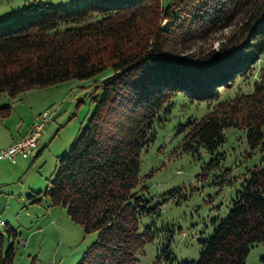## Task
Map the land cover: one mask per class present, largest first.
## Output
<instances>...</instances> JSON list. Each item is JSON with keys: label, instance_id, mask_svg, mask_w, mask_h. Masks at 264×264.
Masks as SVG:
<instances>
[{"label": "trees", "instance_id": "trees-1", "mask_svg": "<svg viewBox=\"0 0 264 264\" xmlns=\"http://www.w3.org/2000/svg\"><path fill=\"white\" fill-rule=\"evenodd\" d=\"M152 2L84 0L55 8L31 0L3 15L0 93L14 96L68 79L96 83L85 126L57 157L47 188L30 200L43 195L65 207L84 233H96L77 264H135L134 253L153 237L151 226L140 231L141 218L160 213L159 204L149 206L139 194L147 189L140 153L181 95L210 105L201 117L179 124L183 149L202 148L215 167L224 131L236 128L260 156L227 214L200 241L198 258L175 261L170 235L160 249L165 264H245L253 246H264V64L250 91H229L234 76L249 77L264 57V0H162L158 9L168 29L158 17H142L155 10ZM225 28L217 48H199V39L184 45L191 36ZM0 222V264H13L18 234Z\"/></svg>", "mask_w": 264, "mask_h": 264}, {"label": "rangeland", "instance_id": "rangeland-1", "mask_svg": "<svg viewBox=\"0 0 264 264\" xmlns=\"http://www.w3.org/2000/svg\"><path fill=\"white\" fill-rule=\"evenodd\" d=\"M27 1L31 0H0V24L8 20L3 15L11 8ZM43 1L55 8H67L80 5L84 0ZM161 1L153 0L150 7H156L155 10L142 17L152 20L158 17L161 29H168L169 22L161 18L158 9ZM190 19L191 14L184 21ZM228 30L191 36L184 45L199 39V48H217ZM262 62L264 57L249 77H233L230 96L251 90L252 80L258 77ZM95 89V82L68 79L49 86L32 87L14 96L0 93V114H5L0 128V149L8 146L2 147V144L8 142L16 130L25 129L43 111L53 114L35 149L39 153L35 160L21 156H16L14 161L0 158V219L8 222L18 234L13 264H77L96 239L95 232L84 233L82 227L69 218L65 207L50 205L43 195L34 202L29 197L47 188L57 157L68 152L85 126L92 113L90 95ZM173 102L169 118L140 153V176L147 189L139 194L149 206L159 204L160 213L141 218L140 231L144 225L151 226L153 237L134 253L135 264H165L160 249L170 235L175 261L197 259L202 248L200 241L208 237L215 224L227 214L243 175L258 164L260 156L247 146L244 129L229 128L224 131V142L215 151V154L223 153L222 159L215 155L219 163L209 167L211 155L202 148L183 149L180 143L184 131L178 132L177 128L188 116L204 115L210 105L181 95H176ZM262 253L263 245L253 246L245 264H264L260 260L264 256Z\"/></svg>", "mask_w": 264, "mask_h": 264}, {"label": "built area", "instance_id": "built-area-1", "mask_svg": "<svg viewBox=\"0 0 264 264\" xmlns=\"http://www.w3.org/2000/svg\"><path fill=\"white\" fill-rule=\"evenodd\" d=\"M53 114L48 111H43L33 119L28 131L17 140L9 144L5 149L0 150V158L9 159L14 161L16 156L23 158H33L36 155V147L45 126L52 120ZM2 223V222H0ZM50 264H58L51 262Z\"/></svg>", "mask_w": 264, "mask_h": 264}, {"label": "crops", "instance_id": "crops-1", "mask_svg": "<svg viewBox=\"0 0 264 264\" xmlns=\"http://www.w3.org/2000/svg\"><path fill=\"white\" fill-rule=\"evenodd\" d=\"M6 114H8V113H6ZM4 115H5V114H0V128H1V125H3V117H4ZM6 116H7V115H6ZM30 124H31V123H29L28 126H26L25 129L16 130V134L12 135V136H11V139H10L8 142H7V141L4 142V143L2 144V147H3L4 145H7V144L9 145V144H11L13 141H15V140H17L18 138L22 137V136L28 131ZM0 150H1V149H0ZM24 159H27V158H24ZM262 254H264V253H262Z\"/></svg>", "mask_w": 264, "mask_h": 264}, {"label": "water", "instance_id": "water-1", "mask_svg": "<svg viewBox=\"0 0 264 264\" xmlns=\"http://www.w3.org/2000/svg\"><path fill=\"white\" fill-rule=\"evenodd\" d=\"M33 159V158H32Z\"/></svg>", "mask_w": 264, "mask_h": 264}]
</instances>
